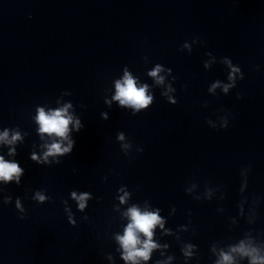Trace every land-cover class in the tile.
Instances as JSON below:
<instances>
[{
    "label": "clouds",
    "instance_id": "1",
    "mask_svg": "<svg viewBox=\"0 0 264 264\" xmlns=\"http://www.w3.org/2000/svg\"><path fill=\"white\" fill-rule=\"evenodd\" d=\"M188 47V45H185ZM231 68V74L229 80L230 84L223 86L224 92H227L230 87L234 86L235 73L239 71L238 68L232 67L230 61H225ZM207 67V65H206ZM164 69L160 64H157L148 75L155 79L157 84L164 83V76L159 75ZM171 71V70H170ZM243 79V75H241ZM219 86V82L212 85V89ZM116 93L112 97L113 100L118 101L122 107L132 108L133 115L140 112L141 109L147 110L150 105L153 104V96L148 94L149 86L147 84L139 85L137 80L133 78L129 72L125 71L123 79L117 80L115 83ZM210 89V91L212 90ZM169 87V91H171ZM167 93H164L166 95ZM237 98H240V94H237ZM171 99V98H169ZM68 107L66 105L63 108L56 110H49L45 112L43 108H38V114L35 117L36 122L40 125L38 132L41 134H48V136H55L64 139H69L68 125L72 122V117L68 115ZM80 125V122H76ZM227 128V124L223 126ZM79 131V127L77 128ZM118 139L123 140L124 134L121 132L118 134ZM21 139L19 132L14 133L9 139V133L5 130L0 133V142L7 144H14L17 140ZM75 146V140H69L68 146L63 147L61 142L53 141L51 144L45 145L47 151L43 154V161H41L34 153L31 155V159L36 163H48V157L62 156L65 153H71ZM124 148L129 145H123ZM143 151V149H142ZM15 154V149L9 150V155ZM60 163L59 160L56 161ZM25 172V169L21 167L17 162L7 161L2 155H0V181L5 183L11 182L13 178H16V183H20V176ZM123 195H119L118 199L121 204L127 203L130 194L123 188L119 190ZM210 191V190H208ZM74 200L77 201L79 209L82 211L86 207V201L90 198L87 192L77 195L75 191L71 193ZM36 199L43 202L46 197L37 192ZM11 198H6L7 203ZM17 207H20L19 200H17ZM190 215V213H189ZM123 216L127 218V224L123 229V234H117L115 239L119 244V250L121 252V259L125 264H149L152 260L153 253L159 252L161 257L155 264H171V261L175 259L173 255H167L164 251L169 248V244H161L154 237L156 235V229L159 228L163 231L164 235H173V231L169 228H165L166 219L161 215V209L155 208L150 210L148 207L141 208L137 204H132L123 213ZM24 219L25 217H20ZM72 223L71 219L69 221ZM183 231H188L187 226H180ZM179 239V237H177ZM197 245L192 243H182L181 253L184 257L185 264L187 261L196 257ZM211 251L217 256L214 264H238V260H247L248 264H264V242H257L255 238L246 235L244 239L239 240L235 244H230L228 249L223 248L217 250L215 246H212Z\"/></svg>",
    "mask_w": 264,
    "mask_h": 264
}]
</instances>
